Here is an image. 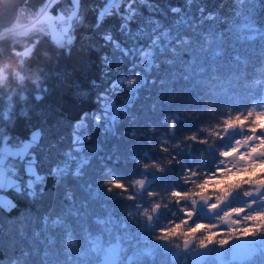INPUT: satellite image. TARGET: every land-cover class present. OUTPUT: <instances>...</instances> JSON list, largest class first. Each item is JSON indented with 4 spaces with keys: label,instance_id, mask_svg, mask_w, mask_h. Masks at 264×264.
Returning <instances> with one entry per match:
<instances>
[{
    "label": "snow or ice",
    "instance_id": "1",
    "mask_svg": "<svg viewBox=\"0 0 264 264\" xmlns=\"http://www.w3.org/2000/svg\"><path fill=\"white\" fill-rule=\"evenodd\" d=\"M7 7L17 15L0 40L10 39L9 54L24 73L47 55L44 37L66 56L77 39L86 43L99 53L106 79L114 64L129 65L97 94L98 110L72 125L67 143L57 136L61 121L49 125L41 113L33 124L30 109L16 110L15 94L0 104V209L17 207L2 195L7 190L37 206L7 234L0 227L7 264H264V0H232L226 15L207 11L204 0L167 11L153 0ZM88 11L95 22L78 36ZM113 17L118 27H104ZM20 40L26 43L17 50ZM10 76L26 79L0 66V85ZM33 83L43 99L48 88L39 75ZM119 89L127 99L118 107L111 97ZM241 89L246 99L238 98ZM145 93L151 114L141 124L145 110L136 101ZM185 107L209 119L181 118L177 110ZM156 114L167 131L158 132ZM15 119L32 125L26 138L12 131ZM139 137L158 149L109 148L113 139Z\"/></svg>",
    "mask_w": 264,
    "mask_h": 264
},
{
    "label": "trees",
    "instance_id": "2",
    "mask_svg": "<svg viewBox=\"0 0 264 264\" xmlns=\"http://www.w3.org/2000/svg\"><path fill=\"white\" fill-rule=\"evenodd\" d=\"M43 0H28L26 2L27 9H35L38 7ZM67 0H61V3H66ZM154 3L158 4L161 9L167 11L169 6H181L185 4V0H153ZM101 0H83V5L85 8H94L96 5L100 4ZM207 5V11H219L221 15H226L228 7L231 5L232 0H204ZM61 5H56L52 11L55 13L56 8ZM193 11H195V6H193ZM141 12L144 17L150 15L149 10L146 6H141ZM162 18V17H158ZM171 18V14H169ZM95 22V12L88 11L86 15V28L81 29L78 33L80 34H90L92 24ZM119 21L116 18H110L105 21L104 27H111L115 29L118 27ZM223 28L224 26L221 25ZM135 28V25H133ZM24 43L26 41L20 40L17 42V50H22ZM11 41L9 38L5 37L0 40V66H3L6 61H12L19 64V59L13 57L9 54V48ZM41 50L47 53L43 58L38 61H29V71L25 73L26 79L23 83L18 82L14 77L10 76L8 81L0 85V95L4 97L0 104L7 102V96L9 94H15L12 103L15 105L17 111L20 109L28 110L30 109L33 115V124H38V117L41 113H46L48 116V124L52 125L56 121H61V125L57 131V136H63L65 142L71 141L72 125L79 120L83 112H93L98 110L99 104L97 102V94L104 91L107 84L115 75L119 72H125L128 70V63L122 62L119 64H114L112 69V74L106 79L104 77V72L106 69L100 61L99 53L97 51H92L86 45L82 46L81 41L77 39L75 45L72 48L71 55H64L63 52H58L50 39L47 37L42 38ZM40 76V87L48 88L47 94H42L43 99L37 100V87L33 83L35 76ZM92 81H95L98 87H92ZM80 91H77V90ZM81 92L83 94H81ZM146 93L140 95L137 98L136 106L138 109H144L145 111L140 114V123L143 124L148 116L151 114L147 111L151 100L146 99ZM238 98L246 99L247 93L241 89L237 93ZM154 98L156 100H161L163 97L156 96L154 93ZM114 103L118 101L127 99V92L124 89L117 90V95L111 97ZM200 103H203L201 101ZM181 118L186 115L189 121L203 122L208 117L202 115L198 110L192 107L180 108L177 110ZM161 114H156L153 116V122L159 125V116ZM14 128L12 131L19 136L27 137L28 129L32 127L30 124H26L23 119H15L13 121ZM180 126L178 125V128ZM195 130V129H192ZM167 131L166 125H159L158 132ZM188 129H183L180 135L187 132ZM92 141L97 140V134L91 133ZM119 144L121 151L126 150L127 145H142L144 148L152 149L157 148L158 145L156 141L153 140L152 144L149 145L148 139L145 137H139V140H131L125 142L117 141L113 139L109 144V148L113 145ZM197 155H200L197 153ZM131 168V165H129ZM133 177H129L132 179ZM53 184L52 179L48 181V187L51 188ZM163 188V183L157 186L156 190ZM8 194L13 202L17 205L12 211H5L0 209V227L3 228L5 234L13 230L16 226L17 221L23 218L26 212L36 213L37 206L28 201L27 199L17 196V194L12 190H7L4 192ZM8 249H0V260H4L7 264Z\"/></svg>",
    "mask_w": 264,
    "mask_h": 264
},
{
    "label": "water",
    "instance_id": "3",
    "mask_svg": "<svg viewBox=\"0 0 264 264\" xmlns=\"http://www.w3.org/2000/svg\"><path fill=\"white\" fill-rule=\"evenodd\" d=\"M28 0H26L27 2ZM22 0H4L3 4H0V30L10 25L16 17L17 13L8 10L9 4H19Z\"/></svg>",
    "mask_w": 264,
    "mask_h": 264
},
{
    "label": "clouds",
    "instance_id": "4",
    "mask_svg": "<svg viewBox=\"0 0 264 264\" xmlns=\"http://www.w3.org/2000/svg\"><path fill=\"white\" fill-rule=\"evenodd\" d=\"M5 64L8 65L9 70H10L13 74L16 73V72H19L20 75H25V73H24L23 71H21V68H20V66H19L18 63H14V62H12V61H6ZM16 80H17L18 82H20L18 78H16ZM7 81H8V80H6L5 83H6ZM5 83H4V84H5Z\"/></svg>",
    "mask_w": 264,
    "mask_h": 264
},
{
    "label": "rangeland",
    "instance_id": "5",
    "mask_svg": "<svg viewBox=\"0 0 264 264\" xmlns=\"http://www.w3.org/2000/svg\"><path fill=\"white\" fill-rule=\"evenodd\" d=\"M39 7V6H38ZM33 9H27L28 12H31ZM5 197L12 199L8 194H5L4 192L2 193ZM13 200V199H12Z\"/></svg>",
    "mask_w": 264,
    "mask_h": 264
}]
</instances>
